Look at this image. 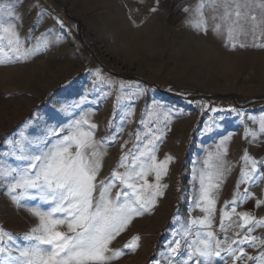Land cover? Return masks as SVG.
Masks as SVG:
<instances>
[{
  "label": "rangeland",
  "instance_id": "rangeland-1",
  "mask_svg": "<svg viewBox=\"0 0 264 264\" xmlns=\"http://www.w3.org/2000/svg\"><path fill=\"white\" fill-rule=\"evenodd\" d=\"M199 2L0 0V23L13 24L21 52H29L27 58L16 59L13 51L11 62L0 64V165L20 164L13 158L16 146L34 145L50 137L53 128H65L85 114L96 125L94 140L103 141L98 185L114 179L116 171L129 170L120 167L121 158L127 156L129 164L150 139L153 144L148 147L154 149L157 162L171 158L159 181L166 185L163 195L112 241L110 247L124 254L111 264H182L185 237L191 241L197 232L213 231L218 238L227 236L229 243L242 240L247 227L220 230L223 213L231 211L234 199L237 214L264 219V164L257 165L260 171L254 182L238 187L242 170L251 167L245 165V153L264 161L260 127L264 103H253L264 98V48L250 46L251 33L239 37L249 46L234 49L225 35H217L213 28L219 21L212 17L220 9H204L205 34L196 27ZM257 42H264V37ZM0 47L7 50V37ZM218 151L221 161L232 167L228 177L211 190L214 210L209 217L201 210L206 203H197L200 176L212 171L205 161ZM147 179L156 183L154 174ZM115 182L113 197L122 187ZM246 188L250 198L239 202ZM21 203L17 207L7 184L0 183V229L12 236L11 242L4 238L8 251L0 256L3 264H14L19 253L13 245L24 247L25 236L39 226L29 207H50L29 199ZM204 219L211 220V228L199 226ZM231 220L243 224L238 215ZM250 235L257 238L255 248L247 243L232 247H243L246 256L258 257L264 251L260 243L264 228ZM134 237H139L138 247L126 248ZM174 240H180L181 249L173 259L170 245ZM221 255L228 256L226 251ZM214 261L223 264L219 258ZM227 264L257 262L228 258Z\"/></svg>",
  "mask_w": 264,
  "mask_h": 264
},
{
  "label": "snow or ice",
  "instance_id": "snow-or-ice-1",
  "mask_svg": "<svg viewBox=\"0 0 264 264\" xmlns=\"http://www.w3.org/2000/svg\"><path fill=\"white\" fill-rule=\"evenodd\" d=\"M212 8V19L219 22L214 25L213 31L217 35H225L226 42L234 49L246 47L239 41L240 36H253L250 46L264 48V42H257L264 37V0H200L196 12L199 17L197 28H202L207 33V21L204 17V9ZM187 11V9H185ZM7 37V50L0 47V64L11 62L9 53L15 51L16 59L27 58V50L21 52L19 36L13 24L0 23V41ZM98 78L100 73L97 72ZM96 125L91 124L87 114L74 120L65 128H53L51 136L40 140L36 144L30 142L14 148L13 158L21 163L11 167L0 165V183L7 184V191L11 201L17 206H22V200L29 199L48 204L47 209L39 205L29 207V211L39 219V226L32 229L25 236L26 245L22 248H13L19 253L15 257L14 264H111L113 260L120 258L124 253L110 247L112 241L120 235L131 220L143 212L151 210L156 198L163 195L161 189L166 185H160L162 174L166 172L167 163L157 162L154 149L148 146L153 141L148 140L144 151L132 155L131 162L126 164L127 156L121 158L120 167L128 168L124 173H113V178L100 181L97 184V176L101 169L103 153L100 148L103 141L94 140ZM261 133L264 134V121H261ZM64 134L61 135L60 133ZM253 139H256L255 135ZM52 137H55L52 139ZM223 144V141H221ZM226 151V150H225ZM245 165H251L250 170L241 172L239 183H251L256 180L257 161L245 153L243 157ZM216 161V163H213ZM206 167L212 169L200 176L201 195L197 202L206 203L201 210L209 217L214 210V198L211 190L218 187L213 178L217 180L223 176V164L219 151L209 154L205 161ZM154 174L155 184L149 183L147 177ZM119 181L122 187L116 191L113 197L112 189L117 188L115 181ZM207 181V182H206ZM249 189L244 190V195L239 197V202L250 198ZM259 203V202H258ZM237 200L232 201L231 211H225L221 218L220 230L228 232L233 228L243 231L247 227V233L240 241L224 236L218 238L213 231L197 232L194 239L187 243V251L182 264H215L214 258H219L223 264H227L228 258L234 262L237 260L256 261L264 264V251L260 256H246L243 247L233 248L232 244L247 243L249 247L257 246V238L251 237V232L256 228H264V219L256 220L249 213H236ZM227 207V205H226ZM232 215H238L243 224L232 222ZM225 219L229 223H225ZM194 225L197 222H192ZM200 227L211 228V220L204 219L198 222ZM251 225V227H248ZM66 228V230H64ZM241 232H236L239 236ZM187 235H192L187 230ZM12 241L11 234L0 229V256L8 251L4 247V238ZM139 237L125 245L133 250L138 247ZM264 244V241H260ZM181 249L180 240H174L170 245L173 259ZM226 251L227 258L221 255ZM239 251V256L236 252ZM0 264L3 261L0 260Z\"/></svg>",
  "mask_w": 264,
  "mask_h": 264
},
{
  "label": "bare ground",
  "instance_id": "bare-ground-1",
  "mask_svg": "<svg viewBox=\"0 0 264 264\" xmlns=\"http://www.w3.org/2000/svg\"><path fill=\"white\" fill-rule=\"evenodd\" d=\"M235 157V156H234ZM233 159V158H232ZM235 162V161H234ZM222 164H223V176L222 177H220L218 180H217V178H213V183L214 184H216L217 182H220L219 180H221V181H223V180H225L228 176H227V174L229 173V169H230V167H232L231 165H230V162H227V161H222Z\"/></svg>",
  "mask_w": 264,
  "mask_h": 264
},
{
  "label": "trees",
  "instance_id": "trees-1",
  "mask_svg": "<svg viewBox=\"0 0 264 264\" xmlns=\"http://www.w3.org/2000/svg\"><path fill=\"white\" fill-rule=\"evenodd\" d=\"M77 26H78V28H79V25H78V23H77ZM118 77H122V78H135V77H123V76H121V75H117ZM137 79V78H136ZM138 80H141V81H143V79H138ZM143 82H146V81H143ZM170 84V87H172V88H176L175 87V85H171V83H169ZM173 84V83H172ZM210 97H212L211 95H210ZM254 104H261V103H264V98H260V99H257V100H255L254 102H253Z\"/></svg>",
  "mask_w": 264,
  "mask_h": 264
}]
</instances>
